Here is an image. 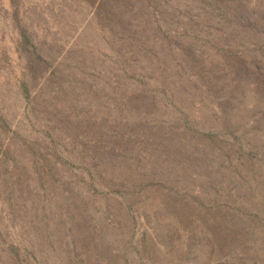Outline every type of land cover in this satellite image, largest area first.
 I'll list each match as a JSON object with an SVG mask.
<instances>
[{"label":"rangeland","instance_id":"1","mask_svg":"<svg viewBox=\"0 0 264 264\" xmlns=\"http://www.w3.org/2000/svg\"><path fill=\"white\" fill-rule=\"evenodd\" d=\"M0 264H264V0H0Z\"/></svg>","mask_w":264,"mask_h":264}]
</instances>
